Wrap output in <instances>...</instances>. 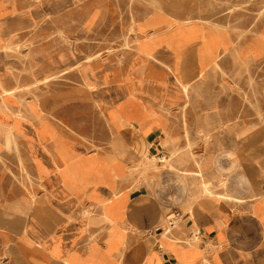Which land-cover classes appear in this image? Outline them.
<instances>
[{
    "label": "crops",
    "instance_id": "0c3cea01",
    "mask_svg": "<svg viewBox=\"0 0 264 264\" xmlns=\"http://www.w3.org/2000/svg\"><path fill=\"white\" fill-rule=\"evenodd\" d=\"M261 35L264 0H0V264H264Z\"/></svg>",
    "mask_w": 264,
    "mask_h": 264
},
{
    "label": "rangeland",
    "instance_id": "374dc122",
    "mask_svg": "<svg viewBox=\"0 0 264 264\" xmlns=\"http://www.w3.org/2000/svg\"><path fill=\"white\" fill-rule=\"evenodd\" d=\"M244 35H247V34H249L248 32H245V33H243ZM250 34H253V32H250ZM263 35H261V37H262ZM242 37V36H241ZM260 37V38H261ZM264 37V36H263ZM263 37H262V39H263ZM242 65H244V64H241V66ZM255 67H256V70H257V78H255V79H250V80H248L249 81V86H251V87H254V86H256V87H264V75L263 74H261L262 73V71H264V64L263 63H259V62H257V63H255ZM223 69V68H222ZM221 68H219V67H216L215 68V71H218V72H220V74H221V76L223 77V82H222V85H225V86H230V82H231V77L229 76V75H226L225 73H224V70H222ZM241 70H244V71H248L249 70V68L247 67V65L245 64V67H241ZM261 72V73H260ZM247 81V80H246ZM245 98H246V102H250L251 103V100H249L248 99V97L247 96H245ZM248 99V100H247ZM258 102V101H257ZM205 146H211L210 144H204ZM155 170H157V165H153V167H151V166H146L144 169H143V174H139V176H138V181H143V182H145V183H147V184H151L152 182H155V181H157V178H156V180L155 179H153V177L155 178L156 176H153L152 174H151V172H153V171H155ZM193 186H195L196 187V185H193ZM190 187V186H189ZM184 188V187H183ZM183 192H181V194H182V198H185V203L188 205V201H189V196H190V193H192L191 192V189L189 188L188 190H187V187L186 188H184V190H182ZM193 191V190H192ZM161 193H163V194H165V196H166V194H167V190H165V191H161ZM208 195H209V197H214L215 196V193L212 191V190H210L209 191V193H208ZM186 205V206H187ZM168 213L169 212H167L166 214H165V216L163 217V219H167L166 217L168 216ZM171 216H173L174 217V214L173 213H169ZM180 219V218H179ZM176 221V220H175ZM178 221V223H179V220H177ZM171 228V227H170ZM169 228V229H170ZM155 231V230H154ZM156 233H158L157 231H156ZM174 241H176V242H178V240L177 239H175L174 237H171ZM195 240V239H194ZM187 242H190L189 240H187Z\"/></svg>",
    "mask_w": 264,
    "mask_h": 264
},
{
    "label": "bare ground",
    "instance_id": "6f19581e",
    "mask_svg": "<svg viewBox=\"0 0 264 264\" xmlns=\"http://www.w3.org/2000/svg\"><path fill=\"white\" fill-rule=\"evenodd\" d=\"M147 3V2H146ZM152 5V4H151ZM261 37V36H260ZM263 37V36H262ZM261 37V38H262ZM69 57V56H68ZM94 68V67H93ZM56 96V95H55ZM41 107V106H40ZM43 112V111H42ZM10 137V136H9ZM57 140V139H56ZM212 140V139H211ZM13 146V145H12ZM92 148V147H91ZM150 160V159H149ZM154 160V159H153ZM152 161V160H151ZM95 169V168H94ZM25 177V176H24ZM20 178V177H19ZM24 185V184H23ZM222 197V196H221ZM167 225V224H166ZM179 241V240H178ZM176 242V241H175ZM53 248V247H52ZM62 250V249H61ZM68 250V249H67Z\"/></svg>",
    "mask_w": 264,
    "mask_h": 264
}]
</instances>
